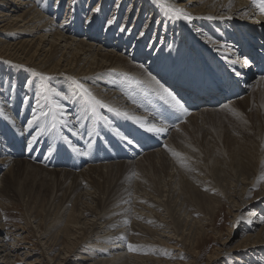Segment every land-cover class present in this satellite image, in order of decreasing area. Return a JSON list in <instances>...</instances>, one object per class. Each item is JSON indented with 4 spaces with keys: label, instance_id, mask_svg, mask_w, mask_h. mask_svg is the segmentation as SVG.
Listing matches in <instances>:
<instances>
[{
    "label": "bare ground",
    "instance_id": "1",
    "mask_svg": "<svg viewBox=\"0 0 264 264\" xmlns=\"http://www.w3.org/2000/svg\"><path fill=\"white\" fill-rule=\"evenodd\" d=\"M51 1L0 0V59L8 62L10 76L24 83L30 80V92L44 90L41 103H37L34 93L30 96L27 92L34 103L26 108L21 106L23 91H16L12 97L14 110L0 96V264H12L17 259L24 260L22 264L37 263L29 261L30 247L20 246L22 238L14 239L13 233L7 241L9 231L2 237L3 199H22L24 195L19 196L11 186L25 187L30 182L32 187L52 190L51 198L55 202L59 199L62 206L70 205L79 218L72 224L87 228L85 233L89 230L83 241L87 250L72 254L70 264L89 260L93 262L90 264H145L126 254L125 241L140 249V245H151L164 234L159 232L158 236L155 229L170 233L163 211L178 226L192 230V235L199 234V229L193 231L198 221L184 212L186 207L195 206L205 217L202 220L212 221L224 201L232 204L230 216L235 227L244 228L246 233L231 249L225 248L224 241L223 249H215L207 256L208 264L218 258L222 261V251L224 259H228L226 264H264V127L258 133H247L249 139L244 140L249 149L243 151L238 146L224 152L225 158L212 148L199 150L198 156L191 154L190 159L184 155L187 139L202 129L205 116L216 108L235 107L241 115L249 111L252 120L264 115V75L260 76L255 66L242 65L246 57H242L237 45L239 41L256 39L264 45V13L253 7L251 0H139V8L149 11L150 17L160 13V28L167 32L166 38L164 32L161 36L163 43L150 51L143 44L148 33L139 35V42L133 41L141 16L131 23L132 34L127 36L122 30L116 32L117 22L102 31L103 12L107 11L102 9L97 14L103 7L100 2L92 9V21L84 25L85 15L79 7L82 0H69L70 9L73 5L76 12H67L60 24L56 18L65 0ZM173 9L182 10L191 19L177 18ZM97 19L100 21L94 22ZM103 32L101 44H95ZM225 68L231 70L229 81L239 80L245 89L235 100L221 96L225 83L219 77ZM125 75L142 83L130 85ZM45 76L51 79L43 80ZM207 77L216 81L210 86ZM37 78L42 84L35 83ZM74 81L117 111L94 107ZM195 82L207 83V88H199ZM160 85L174 94L188 96L197 110L187 109L185 119L177 125L163 123L157 112V106L166 103L161 99ZM151 126L165 131L148 132ZM259 135L262 153L251 157ZM137 141L155 146L140 153ZM118 148L128 152L130 159L118 160ZM216 152L220 156L214 159ZM219 161L223 162L222 168ZM145 174L142 181L140 177ZM27 208L31 224L36 216ZM84 213L91 219L84 218ZM176 230H171L172 240L179 233ZM101 250L110 257L102 259L98 255ZM245 256L249 257L247 263Z\"/></svg>",
    "mask_w": 264,
    "mask_h": 264
},
{
    "label": "rangeland",
    "instance_id": "2",
    "mask_svg": "<svg viewBox=\"0 0 264 264\" xmlns=\"http://www.w3.org/2000/svg\"><path fill=\"white\" fill-rule=\"evenodd\" d=\"M55 1L56 0H52L51 4L55 3ZM69 2H70L69 0H65L62 3L60 12H58L59 14L57 15L56 18V22L58 24H60L62 19L65 18L67 12H69L68 14L70 13L73 14L76 12V7H74L73 5L72 8L70 9L71 5L69 4ZM98 2H100L103 7L101 8L100 6L99 10H97V14H101L100 12L102 9L107 11L106 13L103 12L105 14V17L102 23L103 27L101 26L102 31L105 32L109 30L117 22L118 27L116 29V32L122 30V32L123 33L125 32L127 36L128 34L130 36L132 34L131 32L132 30H130L131 23H133V21L137 19L138 16H141L142 22L139 24L138 29H135V33H134L133 41L135 43L139 42L140 39L142 38L140 37V39H138L139 35H142L144 37V35L148 33L149 34V36H147L148 39H146V41L143 42V44H145V50L148 48L150 51L152 49L153 51H155L157 47L163 43L162 41H164L161 39L163 32H164L163 36H165L166 38L167 32L162 31V29L160 28V26L162 25L161 24L162 19L160 13L159 12L155 13V11H153L155 13V17H150L149 11L139 8V3H140L139 0L138 1L137 0H82V2L79 3V7L81 8L82 11L80 12L85 15L84 25L89 24V22L92 21L91 15L95 13V12L92 13V9L94 8V6L98 4ZM149 7L150 6L147 5V8ZM39 10L41 11L40 8ZM118 14H121L119 16L120 17L119 21H117L116 19ZM47 16L48 18H51V15H47ZM95 21H98V19L94 20V22ZM109 21H111V23H109ZM143 28H147V29H145L144 31ZM154 31H156L155 34ZM104 32L97 38L98 42H94L95 44H101L103 39L102 35H104ZM83 36L84 35L81 34L80 38H83ZM213 41L215 43H218L215 40ZM7 65H9L7 61L0 59V96L6 98L7 102H9V103L6 102L8 107L11 108V110L15 109L12 103V97L16 91H23L24 93L23 94L24 96H22V100H21V106L23 108H26L30 104L33 106L32 103L34 102L31 101V97H30L32 96L33 93L35 99L38 100L37 103H41L44 100L43 88H41L40 91H37L39 93H36L34 91L30 92L32 89L30 80L27 79L24 83L23 80H18V78H13L8 74L9 70L7 71L6 69ZM35 83L37 85L42 84L39 78H37V82L35 81ZM27 92H30L29 93L30 96H27ZM250 92L251 90L249 89L247 91V94H250ZM36 110L38 109H34V111ZM250 113L251 112L249 111H243V115H241L240 111L235 107L231 108V107L222 106V108L221 107L218 109L216 108L215 112L205 116L204 123H202L203 125L200 127L202 129H200L198 133L192 135V137L187 139V144L184 148V152H185L184 155H187L188 158L190 159L191 154L197 157L198 156L197 152L199 150L206 151L209 150V148H212V149H217V151L220 152L225 158V156H227L226 155L227 152L235 149L238 146H240L241 150L243 151L246 148L249 149L250 146H247L248 142L244 140L248 138L247 133L249 131H256V133H258L260 127H264V115H260L257 119L252 120L250 119L251 118L250 116L253 114ZM244 116L245 118H243ZM237 136L240 137L241 142L238 141ZM259 138H260L259 140L257 139L254 140L255 148L251 152H255V154L251 157H258L262 153V149H261L262 135H259ZM223 144L226 147L229 146L227 147L228 151L226 150V147ZM218 155L219 154L216 152V155L212 156V158L214 159L219 158L220 155L219 156ZM150 159L152 158H149L148 160ZM148 160H145L144 163H148L147 162ZM222 166H223V162L219 161V168L220 167L222 168ZM141 177L140 179L144 181L146 179L145 178L146 174L142 175ZM30 183H27L28 185H25V187L23 185L18 186L16 184H13L11 186L13 191H16L19 194V196L24 195L22 199L20 200L3 199L4 202L1 201L4 203L3 206L4 209L3 208L1 209V213L3 216L1 218H2V224L4 225L5 228L2 237H4L7 234V231H9L8 235L10 236L7 237L5 236L7 241H10L9 239H11V234L13 233L15 234L14 239L20 240L22 238V241L20 242V246L30 247L28 249L29 250L28 252L32 254V256H30L31 259H29L30 262L35 260L37 262L36 264H70L72 254L74 256L77 250H82V249H83L82 251L87 250L86 248L87 245L86 244L83 245V241L85 239L87 240L86 237L88 236L89 230L88 232L86 231L87 233L86 234L85 230L87 228L86 229L85 227L84 229L80 228L81 229L80 230L79 229L80 226L76 227L72 224L73 222L79 221V218L76 216V214H74L70 210L71 209L70 205L68 207H65V205H63L65 207L64 208L62 204L58 202L59 199L56 200L55 202V200L51 198L52 190H50L46 186L41 188L35 186L37 187L35 188L32 187V183L31 184ZM33 189L35 190V192ZM231 191L232 190H230V193ZM25 204H27V206ZM26 207H28L27 209L29 210V212L32 211V214L36 216L35 220H32L31 224H29V220L27 219L30 218V214L27 215L28 213L26 211ZM194 207L195 206L193 205L191 207L190 206L186 207L187 209L184 212L191 214L192 215L191 218L198 221V223L196 222L194 224L196 227L194 226L193 231L199 229L197 230V233L199 234L192 235L191 234L192 230L188 232L189 230L184 226H182L181 224H180L181 227L178 226L176 222H174V220H172L171 218L169 219L168 216L166 215V212L163 211L162 212V215H164L163 218H165V220L168 221L167 222L168 227L169 228L171 227L170 229H168L170 233H168L167 230L161 231L153 227L155 231L158 230L157 231L158 234L159 232L160 233L162 232L161 235L164 233L162 236H160V234L158 235L160 236L159 240L162 241L161 242L159 240L155 241L151 245L142 244L139 246L140 249H136L132 247V250H129L128 241H125L124 246L127 247L126 254L134 255L135 258H139L143 260L145 264H208L207 256L210 255L212 251H215V249H218V252L219 249H223L222 244L224 243V241H226V243H224L225 248L227 247L231 249L232 247L237 246L244 238L243 236H245L246 233L245 229L242 228V230H238L231 219L230 211L232 210L231 208L232 204L226 203L224 201L222 203L221 210L215 213V216L212 221L202 220L205 217L201 215V212L195 209ZM83 216L84 218L86 217L87 219H91V217H89L87 213H84ZM171 216H173V214H171ZM80 220L81 222L83 221L82 219ZM203 221L204 223L206 222L204 225H203ZM146 223L147 225L150 224V222L147 221ZM177 226L178 228L180 227L178 231L175 229L177 228ZM182 229L184 231L186 229L185 233ZM171 230L172 231L176 230L177 232H179L176 233V236H173L175 238V239L173 238V240L171 239V236L173 235V232H171ZM181 231H183V233ZM78 232H80V234ZM189 233L192 235L191 238ZM44 235L46 236V238L42 239L41 237H43ZM164 236H169L170 238L167 239ZM40 239L42 240L41 242H39ZM145 239H147V237ZM140 242L142 243V240ZM23 250L24 249H22L21 251L24 252ZM195 251H197L198 254H195L194 253ZM99 254L100 257L102 256V259H107L108 257H110L109 254L103 250L99 251L98 255ZM224 256L225 253L224 251H222L220 256V258L222 257L221 258L222 261L218 260L219 259L218 258L215 261H212L210 264H226V260L228 259H224ZM223 259L225 262L223 261ZM244 260L247 263L249 261V257L245 256ZM22 261L17 259L12 264H22L23 263ZM229 261L232 262V260L230 259ZM90 263H93L92 260L83 262L82 264H90ZM237 263L235 262V264Z\"/></svg>",
    "mask_w": 264,
    "mask_h": 264
},
{
    "label": "snow or ice",
    "instance_id": "3",
    "mask_svg": "<svg viewBox=\"0 0 264 264\" xmlns=\"http://www.w3.org/2000/svg\"><path fill=\"white\" fill-rule=\"evenodd\" d=\"M159 2V0H157ZM252 6L256 9H258L261 13H264V0H251ZM172 11L175 12L177 18H184L186 20H190L191 17L183 14L182 10H175L173 9ZM111 23V21H109ZM233 64L236 63L235 61L232 62ZM244 66L249 65V60L247 58L244 59L243 61ZM142 67V66H141ZM36 75H40L37 73ZM236 75H239L237 72ZM43 80H50L51 77H42ZM125 79L128 81L130 85H140L142 82L140 80L135 79L134 77L127 76L125 75ZM76 84L77 88L83 93L84 97L90 101L93 106L95 107L96 105H99L100 107H108L109 111H117L116 109L110 108L108 105H105L101 100L97 99L89 89L85 88L83 84H80L78 81H74ZM157 84H159V81H157ZM160 88L162 90V95L161 99H164L166 103L170 105L176 112H179L181 114H186L187 109L185 108L184 104L181 102V99L177 97L172 91H170L168 88H165L163 85H160ZM59 95V93H57ZM227 107V106H226ZM2 114V113H0ZM124 116H128V113H123ZM132 118V117H130ZM136 119V118H132ZM32 121H29V126H31ZM148 132H162L165 131L163 128H156L155 126H151L147 128ZM35 140V137L33 138ZM31 147V144L29 145ZM174 156H179L178 153L173 152ZM129 250H132V246L129 245Z\"/></svg>",
    "mask_w": 264,
    "mask_h": 264
}]
</instances>
